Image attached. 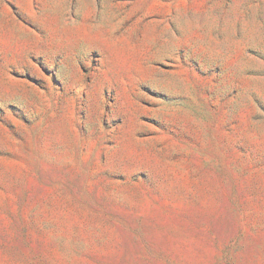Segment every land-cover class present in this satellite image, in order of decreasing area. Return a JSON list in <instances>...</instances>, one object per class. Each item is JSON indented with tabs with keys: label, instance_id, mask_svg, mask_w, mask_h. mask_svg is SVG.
<instances>
[{
	"label": "rangeland",
	"instance_id": "obj_1",
	"mask_svg": "<svg viewBox=\"0 0 264 264\" xmlns=\"http://www.w3.org/2000/svg\"><path fill=\"white\" fill-rule=\"evenodd\" d=\"M0 264H264V0H0Z\"/></svg>",
	"mask_w": 264,
	"mask_h": 264
}]
</instances>
